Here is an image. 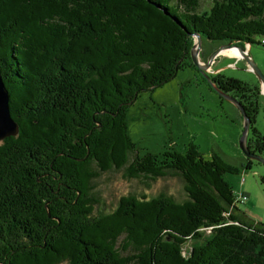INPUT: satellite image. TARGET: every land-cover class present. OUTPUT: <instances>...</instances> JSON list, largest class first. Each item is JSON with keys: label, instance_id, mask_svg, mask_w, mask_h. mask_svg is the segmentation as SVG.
I'll return each instance as SVG.
<instances>
[{"label": "trees", "instance_id": "trees-1", "mask_svg": "<svg viewBox=\"0 0 264 264\" xmlns=\"http://www.w3.org/2000/svg\"><path fill=\"white\" fill-rule=\"evenodd\" d=\"M198 3L0 0V76L18 129L0 141V264H264V224L233 213L223 176L235 168L193 144L138 156L127 136L137 96L194 67L191 33L241 48L264 36V0H212L201 12ZM205 77L242 106L246 147L260 156L258 88ZM112 170L175 176L186 199L127 195L95 214L91 182Z\"/></svg>", "mask_w": 264, "mask_h": 264}, {"label": "rangeland", "instance_id": "rangeland-1", "mask_svg": "<svg viewBox=\"0 0 264 264\" xmlns=\"http://www.w3.org/2000/svg\"><path fill=\"white\" fill-rule=\"evenodd\" d=\"M211 2L212 0H199L197 11L208 10ZM200 41L199 57L204 60L202 63L207 61L213 51L226 43L204 37H200ZM253 41L243 48L264 79V36H254ZM232 49L222 50L221 54L226 55L224 53ZM203 50L206 52L204 56ZM238 61H223L209 69L210 63L207 76L218 74L260 90V83L248 70L245 59L238 58ZM227 63H233V66ZM214 70H217L216 73H212ZM262 92L264 93V89ZM259 95L264 97L260 92ZM260 96L254 128L264 136V99ZM125 122L127 136L138 156L144 153L159 156L166 150L183 153L186 145L193 144L203 159H209L211 154H215L224 163L235 168L237 173L223 176L233 196L241 194L246 198L244 204L235 207L234 215L247 225L264 224V183L261 182V178H264V165L248 160L242 154L238 146L242 130L238 110L214 91L198 68L184 67L161 86L141 92L126 109ZM133 157L134 154H130L128 161H132ZM260 157L264 160V153ZM91 186L92 195L97 201L95 214L111 212L118 199L127 195L150 199L164 194L178 203L186 199L181 180L170 175L149 181L126 179L122 170H112L100 173L92 180ZM187 251L188 245L183 248L182 254Z\"/></svg>", "mask_w": 264, "mask_h": 264}, {"label": "water", "instance_id": "water-1", "mask_svg": "<svg viewBox=\"0 0 264 264\" xmlns=\"http://www.w3.org/2000/svg\"><path fill=\"white\" fill-rule=\"evenodd\" d=\"M149 3H151L152 5H154L157 8L161 9L164 14L169 15V13L165 7H161L158 3H155V2L149 1ZM172 19L176 23L179 24V22L175 18L172 17ZM183 29H185V28L183 27ZM190 36H191L192 41H191V46L189 49V59H190L191 63L196 68H198L201 71V73L204 74V76H206L207 73H209V69H207V68L209 67L210 63H212V60L215 58V56L219 55L222 52V50L227 49L229 47H233V48H236L237 51L239 52V54H240L239 58L245 59L248 70L254 74V76L257 78V80L260 83V90H259L260 94L264 95V93L262 92V89L264 88V79L259 74V71L257 70V68L250 61L248 55L246 54V51H244L243 48L237 46L236 44H234L232 42H226L225 44L218 47L215 51H213L208 56L207 61L205 63H202L198 60V54L201 50L200 35H199V33H191ZM245 45L248 46V43H246ZM214 73H216V71H214ZM211 86L214 89V91L220 97H223L224 99L230 101L236 107V109L238 110V112L241 116L242 130H241V134H240V137L238 140V146H239L242 154L245 156L246 159L253 160L257 163L264 165V160L259 155H255V154L250 153L246 147V138H247L248 127H249V119L245 115V112H244L242 106L236 101L235 98H233L230 95L225 94L222 91L218 90L212 84H211ZM8 98L9 97H8L7 91L4 88V85H3V82H2V79L0 76V141H2L5 138L16 136V134L18 132L16 123L10 117Z\"/></svg>", "mask_w": 264, "mask_h": 264}, {"label": "crops", "instance_id": "crops-1", "mask_svg": "<svg viewBox=\"0 0 264 264\" xmlns=\"http://www.w3.org/2000/svg\"><path fill=\"white\" fill-rule=\"evenodd\" d=\"M204 49L206 50L207 48L204 46ZM244 51H246L245 49H244ZM247 52V51H246ZM203 54V56L204 55H206V52L203 50V52H202ZM238 56H235V55H223V54H219V55H217V57L214 59V61H212V63H211V65H210V67H209V69L210 68H213L214 67V65L215 64H217V63H220V62H223V61H228V62H232L233 60H236L237 62H239L238 61ZM198 60L199 61H201V62H203L204 60L203 59H201L200 57H199V54H198ZM229 66H233V63H227ZM214 71H217V70H214ZM214 71H212V73H214ZM260 98H262V99H264V97L263 96H260Z\"/></svg>", "mask_w": 264, "mask_h": 264}, {"label": "built area", "instance_id": "built-area-1", "mask_svg": "<svg viewBox=\"0 0 264 264\" xmlns=\"http://www.w3.org/2000/svg\"><path fill=\"white\" fill-rule=\"evenodd\" d=\"M240 185H241V182H240ZM245 201H246V198L241 194H239V196L235 198V202L238 204H244Z\"/></svg>", "mask_w": 264, "mask_h": 264}, {"label": "bare ground", "instance_id": "bare-ground-1", "mask_svg": "<svg viewBox=\"0 0 264 264\" xmlns=\"http://www.w3.org/2000/svg\"><path fill=\"white\" fill-rule=\"evenodd\" d=\"M249 45V44H248ZM230 48H233V47H229L227 49H230ZM244 49V48H243ZM225 50V49H224ZM227 51H230V52H227V53H224L226 55H239V52L237 51L236 48H233L232 50H227ZM237 51V52H236ZM226 52V51H225ZM240 56V55H239ZM264 89V88H263Z\"/></svg>", "mask_w": 264, "mask_h": 264}]
</instances>
